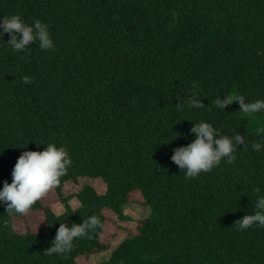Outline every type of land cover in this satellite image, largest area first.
Instances as JSON below:
<instances>
[{
	"label": "trees",
	"instance_id": "1",
	"mask_svg": "<svg viewBox=\"0 0 264 264\" xmlns=\"http://www.w3.org/2000/svg\"><path fill=\"white\" fill-rule=\"evenodd\" d=\"M12 15L46 24L55 47L17 52L0 33V190L24 151L63 146L72 163L27 215L0 201V264H81L106 250L101 235L129 202L149 214L100 264H264V227L235 224L264 197V110L213 102L264 100V0H0V23ZM194 93L203 108L187 104ZM200 122L245 143L232 164L186 179L172 156ZM30 215L40 229L16 226ZM93 215L102 227L70 252L44 253L60 224Z\"/></svg>",
	"mask_w": 264,
	"mask_h": 264
},
{
	"label": "clouds",
	"instance_id": "2",
	"mask_svg": "<svg viewBox=\"0 0 264 264\" xmlns=\"http://www.w3.org/2000/svg\"><path fill=\"white\" fill-rule=\"evenodd\" d=\"M0 28L3 29L2 35H10L8 46H11L17 52L26 50L30 42L38 41L42 50H48L55 47L47 25L40 20H35L32 26L26 24L19 15L3 17ZM22 59H26L22 57ZM30 62V61H29ZM32 77L24 76L22 82L31 83ZM195 87V83L193 84ZM196 93L187 101L192 108H203L204 105L196 98ZM214 104L221 109L234 102L240 105V111L248 116L264 110V100H257L252 103H245L244 96H226L222 101L217 98ZM182 110V105L176 106ZM211 124L200 122L191 128L195 134V140L186 147H180L175 150L172 160L181 170H186L185 178H195L201 172H209L214 166H218L222 159L226 158L228 164L236 160V144H244V137L235 135L229 138L223 135L216 139L217 132ZM264 133V129L257 128L256 135ZM235 142V143H234ZM262 145L253 143L252 148L259 151ZM72 161L65 147H57L54 144H48L43 151H24L18 158L13 171L12 182H4L3 189L0 190V201L6 205V213L9 215L19 214L27 215L33 205L47 196V194L58 187L61 177L66 175L67 168ZM259 193L260 189H254ZM256 212L253 215H246L242 220L235 221L240 230H245L257 224L264 227V197L257 200L255 205ZM97 227H102L99 218L95 215L84 220L82 225H74L68 228L65 224H60L57 235L53 241V247L45 250L46 255L66 254L73 249V240L75 238L88 235V230L95 231ZM91 239V236L88 237Z\"/></svg>",
	"mask_w": 264,
	"mask_h": 264
},
{
	"label": "rangeland",
	"instance_id": "3",
	"mask_svg": "<svg viewBox=\"0 0 264 264\" xmlns=\"http://www.w3.org/2000/svg\"><path fill=\"white\" fill-rule=\"evenodd\" d=\"M67 205L71 209H76L79 207L78 202L74 198H71L67 202ZM51 210L54 214L59 215L63 212V207L59 203H53L51 205ZM122 213L127 217V220L118 223L117 226H106L101 235V241L107 245L106 250L87 257L84 261H81V264L102 263L109 256L110 251L121 240L125 239L129 235L130 231L134 230L136 221L144 219L148 216L149 209L146 206L129 202L122 207ZM31 225L34 227V229H40L41 227L39 220L33 217V215L27 216L25 219L16 223V226L23 230L29 229Z\"/></svg>",
	"mask_w": 264,
	"mask_h": 264
}]
</instances>
